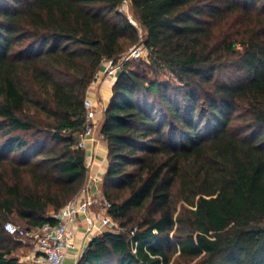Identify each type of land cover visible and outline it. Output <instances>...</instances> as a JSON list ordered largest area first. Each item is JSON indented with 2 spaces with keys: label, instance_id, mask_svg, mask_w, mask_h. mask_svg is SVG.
Returning <instances> with one entry per match:
<instances>
[{
  "label": "trees",
  "instance_id": "16d2710c",
  "mask_svg": "<svg viewBox=\"0 0 264 264\" xmlns=\"http://www.w3.org/2000/svg\"><path fill=\"white\" fill-rule=\"evenodd\" d=\"M124 2L0 0V264H25L7 222L55 223L86 184L88 90L140 39ZM131 9L152 65L124 68L100 128L102 191L126 231L78 264H264V0Z\"/></svg>",
  "mask_w": 264,
  "mask_h": 264
},
{
  "label": "built area",
  "instance_id": "2783aa9c",
  "mask_svg": "<svg viewBox=\"0 0 264 264\" xmlns=\"http://www.w3.org/2000/svg\"><path fill=\"white\" fill-rule=\"evenodd\" d=\"M118 12L124 14L130 23L139 29L140 34L143 32L141 25L132 17L131 0H125L122 6L118 8ZM141 37L143 38L142 34ZM150 52L143 43H139L118 59L103 60L102 67L95 74L88 94L105 80L115 77L124 70L129 61L144 59L146 53L149 54ZM106 109L103 104L95 105L87 96L85 127L77 136V149L87 153L88 142L98 144L104 138L100 130L101 123L97 116L98 113L104 114ZM86 166L88 169L87 180L89 181H86L85 186L74 200L53 215L55 223H45L41 227L33 229H27L13 222L5 224L4 229L9 235L30 241L34 248V255L31 259L33 264H65L72 252L80 250L82 256L84 247L79 248L77 245L74 230V226L81 218L85 220L87 226L85 239L96 229L98 223H101V227L109 229L110 232L117 233L118 226L109 214L112 204L99 188L100 180L96 177H89L92 162L86 161ZM94 211H97L96 215L99 222L93 217Z\"/></svg>",
  "mask_w": 264,
  "mask_h": 264
},
{
  "label": "crops",
  "instance_id": "0c3cea01",
  "mask_svg": "<svg viewBox=\"0 0 264 264\" xmlns=\"http://www.w3.org/2000/svg\"><path fill=\"white\" fill-rule=\"evenodd\" d=\"M116 81H111L110 79L105 80L100 86L96 88L97 93L102 94V98H100V104H103L106 106V108L109 106V103L112 99V89ZM95 90V89H94ZM96 93V94H97ZM95 91L93 94L90 95V97H94ZM93 99V98H92ZM95 99V97H94ZM94 104L97 105L96 99L93 100ZM98 120L102 124L104 119V114L98 113L97 116ZM108 144L105 141V139H101V141L98 144H94L93 142H88V152L86 153V161L92 162V168L89 173V177H96L100 180L99 188L102 186V180L107 173L108 167H109V160H108ZM89 180H87L88 182ZM97 211H94L93 217L95 220L99 222V218L97 217ZM86 223L84 219H80L79 222L74 226V230L76 233V242L79 248L84 247L83 253L87 246L91 243V241L104 234V233H112L109 229L101 227V223L97 224L96 229L88 236V238L85 239L86 236ZM23 252V251H22ZM81 250L72 252L66 261L65 264H78L79 259L81 258ZM34 253H30L28 256H24L23 258H33ZM19 258V256H18Z\"/></svg>",
  "mask_w": 264,
  "mask_h": 264
},
{
  "label": "rangeland",
  "instance_id": "374dc122",
  "mask_svg": "<svg viewBox=\"0 0 264 264\" xmlns=\"http://www.w3.org/2000/svg\"><path fill=\"white\" fill-rule=\"evenodd\" d=\"M131 14H132V17H134V19L136 20L134 14L132 12V9H131ZM141 34H142L143 38L141 37ZM141 34H140V39H139L138 43H136L134 45L128 46L127 49H126V51H125V53H128L135 45H137L139 43H143V41H144V30H143V32ZM127 65L132 70L147 69L149 71V67L152 65L151 52L149 54L146 53V57L144 59H141V60H131V61H129L125 65V67ZM121 72L118 73L115 77H112V78H109V79L111 81H113V82L114 81H117L118 78H119V75L121 74ZM153 76H154L153 74H150V77H153ZM158 77L160 78L161 81H171V79H172V77L170 76V74L168 72H165V71H161L160 73H158ZM94 91H95L94 97H95L96 103L98 105V104H100V100L99 99L102 98V94L101 93L100 94L97 93V91L95 89V90H92L91 92H89V94L87 93V96L89 97L90 100H92V101L95 100L94 97H92L93 99L90 97V95L93 94ZM112 91H113V89H112ZM112 94H113V92H112ZM100 189L102 190V186L100 187ZM116 224L118 226L117 231H116L117 233L125 232L126 231L125 229H123L121 227V225H120L119 222H116ZM20 226H22V225H20ZM22 227H24V226H22ZM16 240L19 243L20 248L14 253V255L16 257L19 256V259L21 260V262H23L25 264H33V261L31 260V258L30 259L29 258H23L24 256L25 257L28 256L30 253H34V248L31 245L30 241L29 240H22V239H18V238ZM171 264H189V263L187 261L180 260L179 259V256L177 254H175L173 256V258H172Z\"/></svg>",
  "mask_w": 264,
  "mask_h": 264
}]
</instances>
